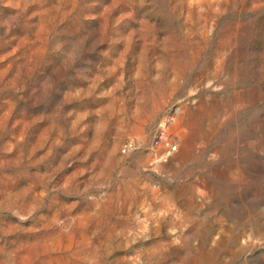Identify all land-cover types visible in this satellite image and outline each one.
Returning <instances> with one entry per match:
<instances>
[{
  "label": "rangeland",
  "instance_id": "rangeland-1",
  "mask_svg": "<svg viewBox=\"0 0 264 264\" xmlns=\"http://www.w3.org/2000/svg\"><path fill=\"white\" fill-rule=\"evenodd\" d=\"M0 264H264V0H0Z\"/></svg>",
  "mask_w": 264,
  "mask_h": 264
},
{
  "label": "built area",
  "instance_id": "built-area-1",
  "mask_svg": "<svg viewBox=\"0 0 264 264\" xmlns=\"http://www.w3.org/2000/svg\"><path fill=\"white\" fill-rule=\"evenodd\" d=\"M126 149H124V151H125ZM170 150H172V151H176L177 150V145L176 144H174V145H171L170 144Z\"/></svg>",
  "mask_w": 264,
  "mask_h": 264
}]
</instances>
